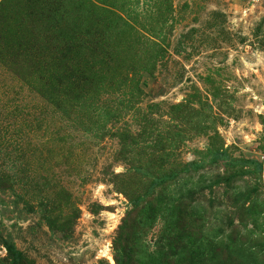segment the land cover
Segmentation results:
<instances>
[{"label": "rangeland", "instance_id": "obj_1", "mask_svg": "<svg viewBox=\"0 0 264 264\" xmlns=\"http://www.w3.org/2000/svg\"><path fill=\"white\" fill-rule=\"evenodd\" d=\"M189 259L264 264V0H0V264Z\"/></svg>", "mask_w": 264, "mask_h": 264}, {"label": "trees", "instance_id": "obj_2", "mask_svg": "<svg viewBox=\"0 0 264 264\" xmlns=\"http://www.w3.org/2000/svg\"><path fill=\"white\" fill-rule=\"evenodd\" d=\"M150 213H151L152 215H154V217H156L157 212L155 213V210H154V209H153V211L151 210ZM152 218H153V217H152ZM147 219H148V220H151V216L148 215V216H147ZM148 223L151 224L152 222H151V221H148ZM191 245H192V244H191ZM181 248L183 249V248H185V246H183V247H181ZM190 248H195V249H196V248H198V247H197V245H196V246H193V247H190ZM195 252H196V251H194V249H193V251L191 252V254H193V253H195ZM189 260H190V262H191L192 264H194V263L191 261V259H189Z\"/></svg>", "mask_w": 264, "mask_h": 264}]
</instances>
